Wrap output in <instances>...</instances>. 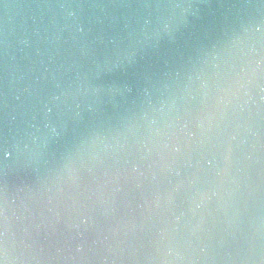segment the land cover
I'll use <instances>...</instances> for the list:
<instances>
[{
	"label": "water",
	"instance_id": "obj_1",
	"mask_svg": "<svg viewBox=\"0 0 264 264\" xmlns=\"http://www.w3.org/2000/svg\"><path fill=\"white\" fill-rule=\"evenodd\" d=\"M12 264H264V0H0Z\"/></svg>",
	"mask_w": 264,
	"mask_h": 264
},
{
	"label": "snow or ice",
	"instance_id": "obj_2",
	"mask_svg": "<svg viewBox=\"0 0 264 264\" xmlns=\"http://www.w3.org/2000/svg\"><path fill=\"white\" fill-rule=\"evenodd\" d=\"M8 241L7 212L0 207V264H12L14 259Z\"/></svg>",
	"mask_w": 264,
	"mask_h": 264
}]
</instances>
